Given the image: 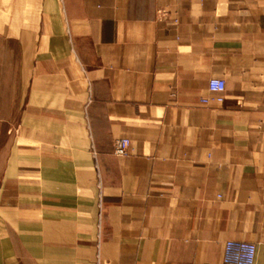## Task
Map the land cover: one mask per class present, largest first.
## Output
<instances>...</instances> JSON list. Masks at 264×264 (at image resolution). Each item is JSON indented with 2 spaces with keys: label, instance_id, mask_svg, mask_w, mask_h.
I'll list each match as a JSON object with an SVG mask.
<instances>
[{
  "label": "crops",
  "instance_id": "0c3cea01",
  "mask_svg": "<svg viewBox=\"0 0 264 264\" xmlns=\"http://www.w3.org/2000/svg\"><path fill=\"white\" fill-rule=\"evenodd\" d=\"M227 240L264 264V0H0V264H224Z\"/></svg>",
  "mask_w": 264,
  "mask_h": 264
},
{
  "label": "built area",
  "instance_id": "2783aa9c",
  "mask_svg": "<svg viewBox=\"0 0 264 264\" xmlns=\"http://www.w3.org/2000/svg\"><path fill=\"white\" fill-rule=\"evenodd\" d=\"M208 90L212 99L216 102H223L225 82L220 78H210ZM208 99H201L206 103ZM130 140L128 138H117L114 141L113 152L116 155H125L128 152ZM256 245L250 241L227 240L224 242L222 261L224 264H255Z\"/></svg>",
  "mask_w": 264,
  "mask_h": 264
}]
</instances>
